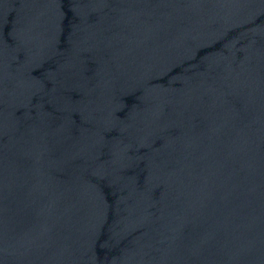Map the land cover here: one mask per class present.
Instances as JSON below:
<instances>
[{
    "label": "water",
    "instance_id": "95a60500",
    "mask_svg": "<svg viewBox=\"0 0 264 264\" xmlns=\"http://www.w3.org/2000/svg\"><path fill=\"white\" fill-rule=\"evenodd\" d=\"M0 264H264V0H0Z\"/></svg>",
    "mask_w": 264,
    "mask_h": 264
}]
</instances>
